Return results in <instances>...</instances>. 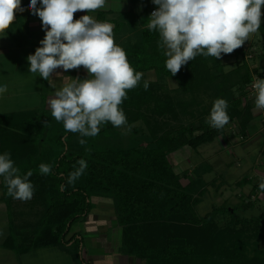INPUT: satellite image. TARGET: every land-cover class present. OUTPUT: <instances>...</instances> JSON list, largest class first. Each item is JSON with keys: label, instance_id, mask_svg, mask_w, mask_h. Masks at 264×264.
<instances>
[{"label": "trees", "instance_id": "1", "mask_svg": "<svg viewBox=\"0 0 264 264\" xmlns=\"http://www.w3.org/2000/svg\"><path fill=\"white\" fill-rule=\"evenodd\" d=\"M133 2L143 4L139 20L133 23L137 18L134 11L122 12L115 20L117 33L133 32L121 47L135 71L142 73L137 87L127 90L120 105L124 114L152 103L154 82L146 79L144 74L155 71L159 79H176L186 92H194L206 82L213 84L221 80L217 83L221 90L217 96L225 97L228 103L229 122L240 119L246 126L244 116L251 107L248 105L249 109H243L242 96L246 95L247 86L252 85L254 72L248 63L237 70L227 71L223 60L224 57L244 54V45L231 54L222 53L218 60L197 55L171 76L166 68V49L160 46L158 31H150L147 26L141 29L142 25L149 23L153 0ZM127 19L132 23H128L129 26L124 24ZM262 32L264 37V29ZM243 70L241 75L239 72ZM255 74L263 77L259 71ZM236 75L240 76V81L236 86L230 84L232 89H228ZM77 79L82 80V76L78 75ZM145 81L149 84L147 90L143 86ZM234 88L240 91V95L235 94ZM175 106L174 98L168 97L158 104L156 112L165 116ZM43 109L1 116L0 154L10 153L21 175L32 171L29 180L33 184V194L39 201H47L45 214L33 236L27 235L29 232L22 231L13 220L10 234L3 244L5 248L21 255L41 247L60 246L81 254L85 238L81 233H73L72 229L74 224L89 217L96 207L93 199L100 197L113 201L122 229L120 252L135 256L145 264H185L186 261L194 264L200 256L224 259L225 264H264V248L260 247V241L264 242V212L252 217L240 215L238 211L241 209L256 208L250 202L240 207H216L207 216H200L196 209L199 200L183 186L181 176L171 163L172 153L185 146L198 149L212 142L219 129H206L198 134L197 121H193L190 125L182 124L157 135L149 147L128 149L125 139L119 138L120 127H114L111 122L100 125L95 137H82L79 133L66 132L63 123L51 115V110ZM80 139L87 143L81 145ZM80 159L86 161L87 168L70 185L67 178L79 167L77 161ZM42 163L51 166L49 174L40 173ZM1 178L4 199L12 200ZM218 215L230 216V227L226 231L216 224ZM190 226L204 229V237L187 235ZM252 230L256 233L254 240L247 233ZM224 232L231 235L225 238ZM83 262L89 264L85 259Z\"/></svg>", "mask_w": 264, "mask_h": 264}, {"label": "clouds", "instance_id": "2", "mask_svg": "<svg viewBox=\"0 0 264 264\" xmlns=\"http://www.w3.org/2000/svg\"><path fill=\"white\" fill-rule=\"evenodd\" d=\"M30 0V9L38 15L46 32L34 54L27 60L31 73H39L49 80L57 68L64 71L83 66L89 78H71L55 91L48 101L51 115L62 122L66 132L79 133L82 137H95L100 125L111 122L114 127L126 124L120 108L127 90L137 87L142 73L135 71L125 50L117 45L113 25L97 22L90 15L74 19L77 11L93 12L105 6L106 0ZM158 6L149 19L150 31H158L160 46L165 51L166 68L175 76L188 61L197 55L220 59L221 54H231L256 33L264 18V0H153ZM23 12L21 0H0V33H5L16 19V12ZM144 89L149 84L144 82ZM255 107L264 111V79L256 78ZM7 86L0 87V93ZM228 103L217 98L207 123L215 129L229 122ZM79 143H87L80 139ZM79 167L67 178L68 184L84 173L87 163L77 161ZM41 174L51 172V166L41 164ZM32 171L21 175L14 166L10 153L0 154V177H3L7 194L14 199L27 201L33 196ZM61 185V189H63ZM264 189V182L259 184Z\"/></svg>", "mask_w": 264, "mask_h": 264}, {"label": "rangeland", "instance_id": "3", "mask_svg": "<svg viewBox=\"0 0 264 264\" xmlns=\"http://www.w3.org/2000/svg\"><path fill=\"white\" fill-rule=\"evenodd\" d=\"M24 23L25 26L28 25L27 21ZM16 25L20 27V22ZM13 29L18 28L14 26ZM260 34L261 33L258 32V37H260ZM254 37L255 33L251 34L246 43L255 40L256 38ZM260 41H262V47L259 48L264 49V40L261 38ZM255 51L259 53V50H253L252 52L248 51L245 58H242L241 55L234 56L236 58L224 57L223 60L226 63L225 67L227 71L237 70L241 65L248 63L251 71L254 72V74L259 71L262 73V79H264V70L253 68L256 62H250L254 58ZM248 55L250 57L247 58ZM239 73H244V70ZM87 77L82 74V80L87 79ZM144 77H146V79L149 78L147 74H144ZM149 81L154 82L152 87L153 96L152 103L150 104L151 106L149 105L148 108L145 105L141 109L138 108L128 111V113L125 114L128 122L118 130L120 133L119 138L125 139L126 148L149 147L154 143L157 135L174 130L182 124L187 125L186 123L189 124L193 121H197L196 125L199 128L197 131L198 134L206 129L216 130L207 123V120L210 116L214 101L217 98L225 99V97L217 96L219 91H221L217 83L221 80H217L213 84H208V82H206L207 84L204 83L194 92L184 91L180 83L176 79L170 77L164 79H159L157 77ZM239 81L240 76L238 77V75H236L234 79H231L228 89H232L230 84L236 86ZM246 89V95L242 96V106L243 109H249L248 105L251 107L249 112L246 111L244 116L247 122L246 126H243L240 119H235L219 129L216 138L212 142L203 144L198 149L185 146L179 150L182 152L178 151V155L173 153L170 155V160L175 171L181 176V183L199 200L196 209L198 214L202 217L207 216L216 207H240L250 202H253L256 208L250 210L241 209L238 211L240 215L252 217L259 216L264 212V189H260L259 187V184L264 182V111L258 110L255 107V92L251 90V86H247ZM233 91H235V94L237 93L236 95H240L238 89L236 90L234 88ZM168 97L174 98L176 106L170 109L167 115L159 116L156 112V107L162 100H166ZM43 108H47V106L40 107V109ZM93 200L97 206L95 208L97 210H93V214L89 217V223L85 227L86 229L83 228L84 226L81 229V233L85 238L84 247L80 251L81 254H77L75 250H71L72 252L68 251L70 252L68 254L71 255L66 254L62 256L61 259H57L56 256H51L49 259L46 257H37L32 263L85 264L83 259L89 262L90 255L106 253L103 249H99V245L88 241L89 237H94L95 234L98 235V233H89V230H86L88 228L92 231L98 229L100 225L98 226V224L94 223V219L99 222H109L112 220L111 217H113V221H117L115 218V209L113 201L109 199L95 197ZM27 201H29L30 206L33 207L32 210L29 208L30 212H28L29 209L24 210L28 214L30 213V216H34V220L31 222V227L33 228H30L28 231L29 234H27L32 237L34 229L40 226V222L47 208V201H39L35 194ZM1 219H3V217H0V220ZM82 222L80 221L78 223L81 224ZM215 222L219 229L226 231L230 227V216L218 215ZM18 223L20 224L19 220ZM79 224H74L73 229ZM1 225L3 224H0V242L5 233L4 225ZM262 225L264 228V222ZM109 228L108 231L111 230L110 232L113 231L117 233L115 236H117L118 241L121 237V233L119 232V234L116 230L120 227L117 226V229L116 226ZM9 231L10 229L6 230V233L8 234ZM186 233H189L187 235L190 236L198 235L200 238H203L205 235L204 229H200V226H190V230ZM247 233L251 236L249 237L251 240L256 238L255 231H247ZM168 234L171 235L170 232H168ZM223 235L227 238L231 234H226V232H224ZM260 247L264 248L263 241H260ZM205 249L204 247V251ZM9 260V263L13 264L12 257H9ZM125 260L124 263L128 264V260ZM133 261L131 260L130 263L136 264ZM225 263L226 261L224 259L220 260L216 257L200 256L196 258L194 264ZM142 264L145 263L142 262ZM185 264L190 263L186 261Z\"/></svg>", "mask_w": 264, "mask_h": 264}, {"label": "crops", "instance_id": "4", "mask_svg": "<svg viewBox=\"0 0 264 264\" xmlns=\"http://www.w3.org/2000/svg\"><path fill=\"white\" fill-rule=\"evenodd\" d=\"M28 1L29 0H21V7L24 9V11L16 12V19L13 24L9 27V29L6 30L5 33H0V87L5 85L7 86V91L0 93V120L1 116L33 111L40 109L41 106H47V108L50 109L48 105L49 99L54 97L55 91L61 88L64 83L70 82L71 78L76 79L78 75L82 76L83 74L86 77L89 76L87 70L83 66L68 71H64L63 68H57L54 70L50 79L46 83L45 80L40 77L39 73L30 72V64L27 60V57L34 54L36 48L42 46L41 41L44 39L46 32L39 16L32 13ZM153 6L158 7L154 3ZM41 7L42 4L40 3V0H38L37 9H40ZM143 8L142 2L135 4L133 0H106L104 7L93 12L87 13L86 11H77L74 14V19H79L81 16L88 14L92 16L97 22H107L112 24L115 43L121 46L124 40L128 36H131L133 32L128 31L127 33L125 32L122 34L117 33V22L115 21L116 15L122 12L126 13L134 11V15L137 17L133 19V23H135L136 20H139V15L143 13ZM148 17H150V15ZM26 21L28 22L27 26H25L24 23ZM19 22L20 27L16 25ZM128 23H131L129 19L124 22V24L129 26ZM14 26L18 29H13ZM146 26V24L142 25L141 29H144ZM262 29H264V18H262L260 29L255 33L254 38L257 40L255 39L250 43H244L245 53L242 54L241 57L245 58V55L248 51L252 52L253 50H259V53L256 51L255 55L253 53L254 58L250 62H256L253 68H260L261 70H264V49L259 48L262 47V41H260V39L262 38L264 40ZM258 32L261 33L260 37H258ZM234 56H230L229 58H236ZM248 57L250 56L248 55L247 58ZM146 74L148 75L149 80H154L157 78L155 71H150ZM178 151L174 152L173 154L178 155L177 153L182 152ZM0 202V217H3V219L0 220V224L4 225L5 231L0 242V264H11L9 263V257H12L13 264H34L32 261H34L37 257H46L49 259L51 256H56L57 259H61V257L65 256L66 254L71 255L68 254L70 253L68 250L60 246L41 247L21 255H18L13 250L5 248L3 244L10 234V231L7 234L6 230L10 229L12 221L14 220L15 224L20 226L22 231L25 232L29 231L30 228H33L31 227V222L34 220V216H30V213L28 214L26 211H24L29 208H31V210L33 209V207L30 206L29 201H22L14 198L12 200L4 199V190L2 187L1 177ZM95 208L93 210H97ZM28 212H30V209ZM91 214H93V211ZM89 217L85 220H82L84 222L81 221V224L77 223L79 225H77V227H75L72 232L81 233L82 227L84 226L83 228H85L89 223ZM111 218L112 220L109 222H99L94 219V223L98 224V226L100 225V228L98 227L96 231H92L89 228L86 230H89V233H98V235L95 234L94 237H89L88 241L99 245V249H103V251L106 252L104 254L90 255L88 263L126 264L124 261L127 259L128 264H131V260H134L133 262L136 264H142L143 261L137 257L120 252L122 243V229L119 226L118 221H113V217ZM115 218L117 220V217ZM18 220L20 221V224L18 223ZM113 226H116V229L117 226L120 227L116 230L118 233H121V237L118 241L117 236H115L117 233L112 231V234V232H110L111 230L108 231L110 229L109 227Z\"/></svg>", "mask_w": 264, "mask_h": 264}, {"label": "built area", "instance_id": "5", "mask_svg": "<svg viewBox=\"0 0 264 264\" xmlns=\"http://www.w3.org/2000/svg\"><path fill=\"white\" fill-rule=\"evenodd\" d=\"M158 7H153V9H152V12L154 11V10H156ZM256 78H261L260 76H258V75H256V74H254V77H253V83H254V81H255V79ZM262 79V78H261ZM252 83V84H253ZM251 90L253 91V92H255V90L253 89V87H252V85H251Z\"/></svg>", "mask_w": 264, "mask_h": 264}, {"label": "water", "instance_id": "6", "mask_svg": "<svg viewBox=\"0 0 264 264\" xmlns=\"http://www.w3.org/2000/svg\"><path fill=\"white\" fill-rule=\"evenodd\" d=\"M188 63V62H187Z\"/></svg>", "mask_w": 264, "mask_h": 264}]
</instances>
